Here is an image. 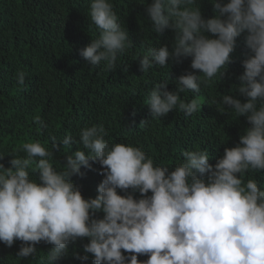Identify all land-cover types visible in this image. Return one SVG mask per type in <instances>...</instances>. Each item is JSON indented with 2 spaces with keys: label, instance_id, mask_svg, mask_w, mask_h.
I'll return each instance as SVG.
<instances>
[{
  "label": "clouds",
  "instance_id": "clouds-1",
  "mask_svg": "<svg viewBox=\"0 0 264 264\" xmlns=\"http://www.w3.org/2000/svg\"><path fill=\"white\" fill-rule=\"evenodd\" d=\"M210 3L214 16L208 19L198 0L147 4L152 31L171 30L174 40L171 50L167 45L149 48L138 58L140 70L191 58L193 71L176 78L175 91L167 90L168 81L155 84L146 105L152 119L176 109L186 116L199 112V96L185 102L180 94L200 93L202 86L221 80L237 37L246 33L251 55L242 62L234 90L245 102L233 94L214 101L246 117L250 126L239 143L225 148L214 166L208 150H186L170 170L155 164L141 147L110 145L102 124L79 131L83 150L68 154L60 169L53 163L59 147L55 137L51 150L39 140L25 142L23 156L9 154L14 157L10 166L0 164V242L11 248L20 241L17 259L33 256L35 246L44 242L53 247L41 264H56L69 254L71 243L87 238L84 251L92 254V264H264V189L256 179H245L264 171V0ZM88 15L98 36L79 54L91 66L103 62L106 70H116L119 55L133 44L128 30L112 0H90ZM25 78L24 71L17 72L19 85ZM35 120L46 127L40 117ZM59 141L65 148L76 143L71 135ZM90 161L99 163L103 179L98 195L86 199L72 177L83 175L81 167L91 168Z\"/></svg>",
  "mask_w": 264,
  "mask_h": 264
},
{
  "label": "trees",
  "instance_id": "trees-1",
  "mask_svg": "<svg viewBox=\"0 0 264 264\" xmlns=\"http://www.w3.org/2000/svg\"><path fill=\"white\" fill-rule=\"evenodd\" d=\"M112 2L133 44L119 55L117 69L108 71L103 62L91 66L79 54L98 36L88 15L90 0H0V156H4L0 164L10 166L14 157L9 154L23 156L20 149L25 142L39 140L51 150V138L55 137L59 147L53 163L60 169L68 154L83 150L78 133L93 124L104 126L110 145L141 147L155 164L170 170L183 161L186 150H208L209 163L214 166L225 148L239 143L240 135L250 126L246 117H237L214 101L221 95L233 94L245 102L234 90L244 71L242 62L251 55L246 33L237 37L231 62L221 80L216 78L209 87L202 86L200 93L180 94L185 102L199 96V112L186 116L176 109L165 117L152 119L146 105L151 89L168 81L167 90L175 91L176 78L193 71L191 58L170 60L166 67L157 65L143 73L138 58L152 47L167 45L171 50L174 33L152 31L145 11L151 0ZM198 2L202 16L212 18L210 0ZM18 71L26 73L23 85L17 83ZM35 117H40L46 127H41ZM65 135L76 141L71 148L59 141ZM90 164L91 168L81 167L83 175L72 177L86 199L98 195L97 187L103 179L99 163ZM248 178L256 179L264 189V171L250 172L245 179ZM134 196L139 198V193ZM97 217H102V213ZM86 243L87 238L71 243L69 254L56 264H92V254L84 251ZM20 246V241L11 248L0 242V264H41L53 247L41 242L35 246L33 256L19 260L16 253ZM78 256L88 259L82 261ZM147 258L138 256L139 260Z\"/></svg>",
  "mask_w": 264,
  "mask_h": 264
}]
</instances>
